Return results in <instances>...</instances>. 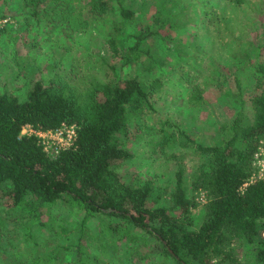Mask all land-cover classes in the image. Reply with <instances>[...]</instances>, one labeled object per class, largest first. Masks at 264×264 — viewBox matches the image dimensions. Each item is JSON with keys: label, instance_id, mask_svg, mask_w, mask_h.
I'll return each mask as SVG.
<instances>
[{"label": "trees", "instance_id": "16d2710c", "mask_svg": "<svg viewBox=\"0 0 264 264\" xmlns=\"http://www.w3.org/2000/svg\"><path fill=\"white\" fill-rule=\"evenodd\" d=\"M228 1L232 10L249 2ZM167 2L157 0L152 19L140 23L135 0L23 1L33 21L58 24L65 37L90 25L84 8L98 20L116 18L106 38L109 59H101L104 77L71 65L67 74L34 80L25 99L0 91V232L7 221L23 230L18 244L9 241V254L0 243V264H264V174L253 178L264 138V40L252 46L253 90L243 99L234 76L235 110L213 122L217 138L203 144L171 119L146 117L154 111L160 78L176 69L157 48L170 35L162 33L172 25ZM203 18L219 34L233 23L208 7ZM123 67L134 75L126 76ZM195 70L190 65L179 73L182 101L202 110L211 105L206 91L221 82L200 79ZM27 124L39 130L74 124L76 138L52 157L35 136L21 134ZM141 143L177 162L173 189L162 203L153 199L149 177L123 169L134 157L131 144ZM184 146L202 156L188 186ZM197 190L205 191L199 222L191 213Z\"/></svg>", "mask_w": 264, "mask_h": 264}, {"label": "rangeland", "instance_id": "374dc122", "mask_svg": "<svg viewBox=\"0 0 264 264\" xmlns=\"http://www.w3.org/2000/svg\"><path fill=\"white\" fill-rule=\"evenodd\" d=\"M23 1L0 0V8L6 14L4 19H0V91H10L20 99H25L34 80L42 78L46 81L54 72L67 74L71 65L98 78L104 77L101 59H109L106 38L115 15L110 14L98 20L84 8L90 25L85 30L65 37L58 24L51 25L44 18L33 21ZM156 2L135 0L133 8L140 23H149ZM166 6L170 8L169 22L172 25L162 31L170 34L162 45L166 44L173 50L168 53L162 45L157 48H160L161 55L175 63L176 69L160 78L161 85L152 95L154 111L146 117L150 121L171 119L181 124L197 141L208 144L217 138L213 122L227 119L235 110L239 98L231 95V92H236L234 76L240 81L243 99H247L253 90L252 46L260 45L264 40L261 34L264 0H249L247 6L235 10H232L228 0H168ZM206 7L219 15L230 16L233 23L229 29L219 34L215 26L211 23L208 25L203 18ZM218 37L220 40H217ZM199 51L201 55H198ZM260 59L263 60L264 55ZM190 65L196 68L195 72L201 73L200 79L205 77L209 81L221 82L219 86H210L206 91L211 102L206 109L187 107L182 101L184 89L180 82L184 79L179 73H186ZM122 69L126 76L134 75L131 67ZM142 81L148 82L146 79ZM130 147L134 157L124 161L123 169L128 173H137L142 178L149 177L154 182L152 197L162 203V198L173 189L177 162L151 152L150 146L142 143L131 144ZM180 150L188 186L191 170L202 161V156L195 153L192 147L184 146ZM258 176L257 171L253 178ZM194 194L198 206L193 207L191 213L195 222H199L204 211L205 191L197 190ZM56 209L53 207L52 212L55 214L60 211ZM6 213H10V209ZM11 223L7 221L0 232V243L7 254L9 241L18 244L23 238V230ZM260 234L264 236V229ZM76 238V232L70 235V241ZM113 261L118 263L119 259Z\"/></svg>", "mask_w": 264, "mask_h": 264}, {"label": "built area", "instance_id": "2783aa9c", "mask_svg": "<svg viewBox=\"0 0 264 264\" xmlns=\"http://www.w3.org/2000/svg\"><path fill=\"white\" fill-rule=\"evenodd\" d=\"M76 126L74 124H61L56 129L39 130L31 125H24L21 134L33 135L37 138L38 143L43 150L50 156H57L62 150L71 147L76 138ZM257 147L254 154L255 164L258 167V174H264V138Z\"/></svg>", "mask_w": 264, "mask_h": 264}]
</instances>
